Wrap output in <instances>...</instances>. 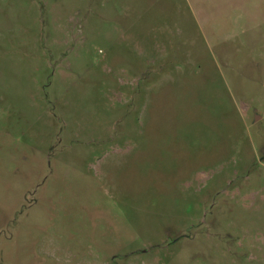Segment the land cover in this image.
Instances as JSON below:
<instances>
[{
  "label": "rangeland",
  "instance_id": "374dc122",
  "mask_svg": "<svg viewBox=\"0 0 264 264\" xmlns=\"http://www.w3.org/2000/svg\"><path fill=\"white\" fill-rule=\"evenodd\" d=\"M0 264H264V0H0Z\"/></svg>",
  "mask_w": 264,
  "mask_h": 264
}]
</instances>
